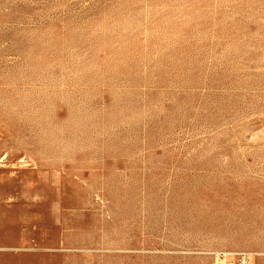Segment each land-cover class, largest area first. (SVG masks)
Masks as SVG:
<instances>
[{"label": "rangeland", "instance_id": "rangeland-1", "mask_svg": "<svg viewBox=\"0 0 264 264\" xmlns=\"http://www.w3.org/2000/svg\"><path fill=\"white\" fill-rule=\"evenodd\" d=\"M0 264H264V0H0Z\"/></svg>", "mask_w": 264, "mask_h": 264}]
</instances>
